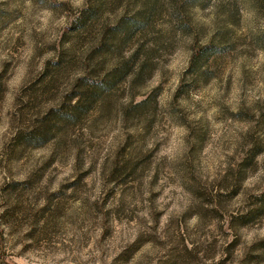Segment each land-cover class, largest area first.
Returning <instances> with one entry per match:
<instances>
[{"label": "rangeland", "instance_id": "obj_1", "mask_svg": "<svg viewBox=\"0 0 264 264\" xmlns=\"http://www.w3.org/2000/svg\"><path fill=\"white\" fill-rule=\"evenodd\" d=\"M0 264H264V0H0Z\"/></svg>", "mask_w": 264, "mask_h": 264}]
</instances>
